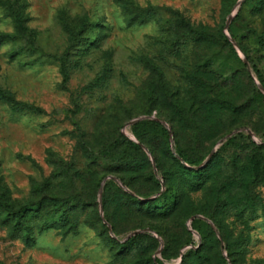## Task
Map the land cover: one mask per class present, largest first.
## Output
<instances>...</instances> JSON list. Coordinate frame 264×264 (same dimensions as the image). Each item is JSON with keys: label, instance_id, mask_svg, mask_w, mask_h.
<instances>
[{"label": "rangeland", "instance_id": "obj_1", "mask_svg": "<svg viewBox=\"0 0 264 264\" xmlns=\"http://www.w3.org/2000/svg\"><path fill=\"white\" fill-rule=\"evenodd\" d=\"M238 1L0 0V264H264V0Z\"/></svg>", "mask_w": 264, "mask_h": 264}, {"label": "water", "instance_id": "obj_2", "mask_svg": "<svg viewBox=\"0 0 264 264\" xmlns=\"http://www.w3.org/2000/svg\"><path fill=\"white\" fill-rule=\"evenodd\" d=\"M240 1H241V0H239V1L237 2L236 6L239 5ZM231 18H232V15H229L228 18H227V20H226V23H225V28L228 27V24H229ZM227 37H228L229 41L232 42L233 45H235V46L237 45V43L235 42V40L233 39V37H232L229 33H227ZM243 59H244L245 63H247V67L250 68L246 56H243ZM259 87H260L261 90L264 92V86H263L261 83H259ZM139 118H140V117L134 118V119L130 120L129 123L131 124V123L135 122L136 120H138ZM228 135H230V134H228ZM212 152H213V151H211V153L209 154V156H208V157H207L202 163H200V164H198V165H195V166H193V167H194V168H200V167H202L203 165H205V164L207 163L208 159L210 158ZM110 177L115 178L114 176H110ZM101 187H102V186H101ZM101 187H100V188H101ZM151 198H152V197H151ZM204 218L207 219L206 217H204ZM105 222H106V220H105ZM108 227H109L110 230H112V227H111L110 224H108ZM214 229L217 230L216 227H214ZM138 231H140V230H134V231L130 232L129 234L126 235V238H128L129 236H131V235L137 233ZM180 260H181V258H180Z\"/></svg>", "mask_w": 264, "mask_h": 264}, {"label": "trees", "instance_id": "obj_3", "mask_svg": "<svg viewBox=\"0 0 264 264\" xmlns=\"http://www.w3.org/2000/svg\"><path fill=\"white\" fill-rule=\"evenodd\" d=\"M15 20H16V22H17L18 24H21V22H22V20H21V18L19 17V15H15ZM226 41H227V43H228L229 45L232 44V42L229 41V39H228V40L226 39ZM245 56H246L248 62L252 65V68L255 70L256 75H257V77L259 78L261 84L264 86V77H263L262 70H260V69L257 67L256 63H254L252 57H251L248 53L245 52ZM121 136L124 137L125 139H127V137H125L124 134H122V133H121ZM128 141H129V142H133V141L130 140V139H128ZM138 147H139V145H138ZM176 157L179 158V159H184L183 156H182V154H181L180 152L176 154ZM188 166H189L190 168L194 169V170L199 169V168H194L193 165H188ZM194 166H195V165H194ZM200 168H201V167H200ZM153 198H154V197L149 198V199H153ZM133 235H134V234H133ZM181 260H184V255H182Z\"/></svg>", "mask_w": 264, "mask_h": 264}]
</instances>
